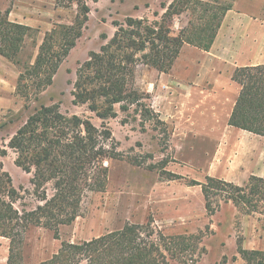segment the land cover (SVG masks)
I'll list each match as a JSON object with an SVG mask.
<instances>
[{
  "label": "rangeland",
  "instance_id": "rangeland-1",
  "mask_svg": "<svg viewBox=\"0 0 264 264\" xmlns=\"http://www.w3.org/2000/svg\"><path fill=\"white\" fill-rule=\"evenodd\" d=\"M234 1L84 0L90 12L81 38L52 84L40 94L31 93L27 100L17 93L20 73L34 64L46 33L56 25L73 24L79 9L76 3L59 6L56 0H0V15L9 10L11 22L32 28L19 54V65L0 55V164L22 196L15 204L17 208L42 203L33 183L34 171L27 173L16 165L18 153L9 146L10 140L42 105H57L62 114L78 116L101 129L104 121L88 105L75 102L74 83L91 55L102 54L114 39L119 41L113 52L133 54L137 60L132 88L144 94V103L165 123L141 116L136 105L128 111L116 105L117 117L105 120V124L118 143L121 158L105 164L109 170L106 190L88 192L78 218L69 226H61L58 237L43 227L31 226L24 232V264H68L74 258L70 246L121 230L128 223L146 225L149 220L152 228L168 238L195 236L186 249L178 246L175 258L165 252L170 264H246L238 252L239 244L246 250L264 252V215L238 210L220 198L213 200L217 211L210 215L201 186L191 185L194 181L205 184L207 176L239 186L251 176L264 178V136L228 127L221 122L222 115L209 112L211 107L199 90L182 95L174 92L170 88L174 71L165 76L143 61L144 55L149 60L159 55L163 63L167 62L173 45L165 36L183 34L194 41H207L221 18V9ZM244 5L251 7L250 1ZM253 7L264 8V0H256ZM130 20L141 24H130ZM148 28L154 32L149 33ZM118 45L125 47L119 50ZM187 56L181 57L179 68L187 66L181 64ZM191 57L200 60L199 53ZM3 150L6 154L2 156ZM45 191L50 196L53 184H46ZM62 249L68 254L67 260L56 258ZM8 252L9 240L0 237V264L7 263ZM77 258L78 253L74 264Z\"/></svg>",
  "mask_w": 264,
  "mask_h": 264
},
{
  "label": "trees",
  "instance_id": "trees-1",
  "mask_svg": "<svg viewBox=\"0 0 264 264\" xmlns=\"http://www.w3.org/2000/svg\"><path fill=\"white\" fill-rule=\"evenodd\" d=\"M56 2L59 6L76 3L79 13L73 24L56 25L46 33L34 64L20 73L17 93L27 100L31 93L40 94L52 84L64 59L81 38L84 24L89 19L90 8L84 0ZM232 6L230 4L221 9V18L208 35L207 41L206 38L194 41L190 37L185 38L183 34L174 38L165 36L166 42L173 45L170 56L166 58L167 62L163 63L159 55L153 60L144 55V63L168 73L185 44L209 51L224 16ZM9 15V10L0 15V55L19 65V54L32 28L11 22ZM129 23L141 24L132 20ZM147 31L154 32L149 28ZM134 34L139 36L138 33ZM117 41L119 40L114 39L109 46L103 48L102 54L93 53L78 70V78L74 83L75 102L88 105L104 121L101 129L78 116L68 117L62 114L57 105H42L30 115L9 142V146L18 153L16 165L27 173L34 171L33 183L40 195L38 201L42 204L33 208H17L15 204L22 200V196L14 187L11 177L2 171L0 164V237L9 240L6 264H24L23 233L31 226L53 231L55 237H58L61 226H69L78 218L88 192L106 190L109 170L105 164L110 159L121 158L117 151L118 143L105 124V120L117 117L116 105H120L122 111H128L131 105H136L141 116L155 118L161 125L165 124L144 103V94L132 88L137 60L133 54L113 52L112 48ZM124 47L118 45L119 50ZM233 80L240 84L241 91L228 125L264 136V65L237 68ZM5 154L6 151L3 150L1 155ZM48 183L53 184L50 196L44 192V186ZM191 185L201 186L205 207L210 215L217 211L213 205L215 198H220L225 204L232 203L238 210L264 215L263 177L251 176L246 184L239 186L207 176L205 184L194 181ZM151 225L150 220L146 225L128 223L121 230L70 246L74 258L68 260V264H74L76 253L79 254L77 264H82L83 261L90 264H170L165 252L175 258L177 255L174 252L178 251V246L183 245L180 250H184L190 244L188 241L195 238H168ZM238 252L246 264H264L263 251L246 250L239 244ZM66 253L62 249L57 254V260H67Z\"/></svg>",
  "mask_w": 264,
  "mask_h": 264
},
{
  "label": "crops",
  "instance_id": "crops-1",
  "mask_svg": "<svg viewBox=\"0 0 264 264\" xmlns=\"http://www.w3.org/2000/svg\"><path fill=\"white\" fill-rule=\"evenodd\" d=\"M244 1H250L251 7L247 8ZM255 2L235 0L224 16L210 50H196L185 44L171 69L174 72L163 73L165 76L170 74L175 80L170 84L174 92L182 95L199 90L206 98L207 106L211 107L209 112L222 115L221 122L227 125L241 91L240 84L233 80L235 70L264 65V8L253 7ZM185 53L188 56L181 64L187 66L179 68L178 62ZM195 53H199V61L192 59L191 55Z\"/></svg>",
  "mask_w": 264,
  "mask_h": 264
}]
</instances>
